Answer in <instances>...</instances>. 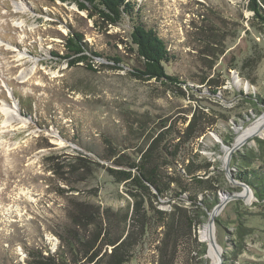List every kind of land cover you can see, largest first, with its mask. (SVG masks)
I'll use <instances>...</instances> for the list:
<instances>
[{
  "label": "rangeland",
  "instance_id": "374dc122",
  "mask_svg": "<svg viewBox=\"0 0 264 264\" xmlns=\"http://www.w3.org/2000/svg\"><path fill=\"white\" fill-rule=\"evenodd\" d=\"M135 1L138 20L178 57L166 72L188 86L127 72L140 65L136 16L111 24L71 0H0V264H157L164 228L152 208L191 213L187 192L169 200L188 169L211 187L192 189L198 198L216 194L222 205L215 246L199 236L208 215L194 233L207 253L185 236L176 264H264V203L251 189L226 199L244 192L234 156L264 165V22L251 0ZM72 31L126 67L53 55ZM151 146L166 187L158 200L108 170Z\"/></svg>",
  "mask_w": 264,
  "mask_h": 264
},
{
  "label": "trees",
  "instance_id": "16d2710c",
  "mask_svg": "<svg viewBox=\"0 0 264 264\" xmlns=\"http://www.w3.org/2000/svg\"><path fill=\"white\" fill-rule=\"evenodd\" d=\"M74 1L80 9L87 10L89 14L96 15L98 18L104 19L111 24H118L124 16L134 17L137 14L135 0H71ZM250 9L264 22V15L260 12L261 7L256 0H251ZM131 42L135 47V52L139 59L140 65L128 66L127 72L134 78L141 80L155 79L162 84L168 86L181 87L187 85L186 81L178 74L167 73L165 64L174 62L177 57L168 47L167 42L158 34L153 26H147L144 22L138 20L132 22L130 32ZM64 54L59 56L62 59L68 60L69 65L74 66L79 62H84L88 69L94 70L90 60L93 57H105L113 62V67L121 69L123 60L120 56H104L103 54L89 48L83 34L77 31H72L65 37ZM215 92L216 90H212ZM193 126V122L189 125ZM260 142H263L260 141ZM151 146L147 151L143 152L140 158L135 161L116 163V166H121L120 169L108 168L112 175L119 181H125L127 186L140 193V196L153 197L156 200L163 197L166 192L165 183L163 182L160 173V164L152 155ZM234 164L236 173L233 179L248 185L257 201L264 203V165L257 163L256 159L250 155L234 156ZM187 174L190 180L187 184L180 185L181 190L174 188L171 191V200L184 201L185 198L189 201L190 214L186 209L176 204L173 205L169 212L153 207L154 215L163 226V236L157 246L158 261L157 264H176L179 257V248L182 244L183 237L186 236L188 243L199 244L203 249L200 253H207L205 243H198L194 233L196 228L202 223V218L209 215L213 206L216 204V194L202 195L198 198L197 193L192 189L198 188L210 189V185H204L202 178L192 175L188 169ZM187 192L186 197H182V193ZM256 204V203H255ZM258 205V204H257ZM199 210V213L196 211ZM215 221H217L215 219ZM40 254V253H39ZM116 261V260H115ZM113 262V264L115 263ZM54 263V261H47ZM34 264V263H32Z\"/></svg>",
  "mask_w": 264,
  "mask_h": 264
},
{
  "label": "water",
  "instance_id": "95a60500",
  "mask_svg": "<svg viewBox=\"0 0 264 264\" xmlns=\"http://www.w3.org/2000/svg\"><path fill=\"white\" fill-rule=\"evenodd\" d=\"M234 183H236L237 185L239 186H242L244 188V192L243 193H237V192H233L229 195H227L226 199H229V198H232V197H240V198H245L246 196H248L249 194V189H251L248 185L244 184V183H241V182H238L236 180H233ZM254 196V194H253ZM222 205V201H220L219 203H217L213 208L212 210L210 211L209 213V218H208V222H207V227H208V230L210 232L211 230V225L212 223L214 222V218L219 210V208L221 207ZM209 241L211 244L214 245V240L212 239V235L209 234ZM215 246V245H214ZM216 250V248H214ZM222 263V261H220V264Z\"/></svg>",
  "mask_w": 264,
  "mask_h": 264
},
{
  "label": "bare ground",
  "instance_id": "6f19581e",
  "mask_svg": "<svg viewBox=\"0 0 264 264\" xmlns=\"http://www.w3.org/2000/svg\"><path fill=\"white\" fill-rule=\"evenodd\" d=\"M5 112H6V114H9V113H10V112L7 111V110H5ZM7 119L10 120V118H8V117H7ZM260 127H261L262 129L264 128V116H263L262 119H261ZM260 130H261V129H260ZM211 227H212V225H211ZM209 234H211V230H210V232H209L207 225H204V226L200 229V231H199V236H200V238H201V239H204V240H206V241L210 240V239H209ZM211 235H212V234H211ZM206 237H207L208 239H207ZM210 244H211V243H210ZM214 245H215V244H214ZM214 245L211 244V246H213V247H214ZM217 250H218V252H219V248L216 247L215 257L218 258V254H219V253L217 252ZM216 260H217V259H216Z\"/></svg>",
  "mask_w": 264,
  "mask_h": 264
}]
</instances>
